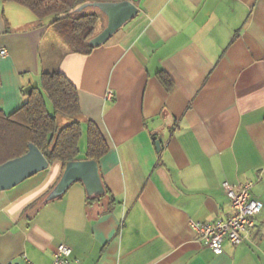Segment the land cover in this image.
Returning <instances> with one entry per match:
<instances>
[{"label": "crops", "instance_id": "crops-1", "mask_svg": "<svg viewBox=\"0 0 264 264\" xmlns=\"http://www.w3.org/2000/svg\"><path fill=\"white\" fill-rule=\"evenodd\" d=\"M132 1L138 13L85 54L53 17L0 0V110L60 70L78 88L80 159L89 120L108 145L103 193L77 180L47 199L60 160L0 190V264H51L62 242L73 264H264V0ZM89 8L96 35L108 17ZM192 177L204 183L189 188ZM225 180L250 182L262 208L240 243L215 253L190 222L232 213Z\"/></svg>", "mask_w": 264, "mask_h": 264}, {"label": "trees", "instance_id": "trees-1", "mask_svg": "<svg viewBox=\"0 0 264 264\" xmlns=\"http://www.w3.org/2000/svg\"><path fill=\"white\" fill-rule=\"evenodd\" d=\"M28 7L39 19L53 17V23L63 40L75 52L90 53L96 46L90 42L98 22L97 12L86 8L85 2L100 0H13ZM120 1V0H101ZM26 100L15 111L0 110V163L21 155L34 142L50 163L60 160L63 170L68 161L80 159L79 141L82 135L81 108L76 85L60 70L44 71L40 84L26 93ZM59 115L68 121L60 124ZM108 145L98 127L87 122V158L98 160Z\"/></svg>", "mask_w": 264, "mask_h": 264}, {"label": "water", "instance_id": "water-1", "mask_svg": "<svg viewBox=\"0 0 264 264\" xmlns=\"http://www.w3.org/2000/svg\"><path fill=\"white\" fill-rule=\"evenodd\" d=\"M88 6L98 7L108 17L107 25L90 39L94 45L104 42L125 22L134 17L139 10L132 0L85 2L78 6L77 10ZM31 89V86L27 87V91H31ZM156 145L158 148L161 147L159 139L156 140ZM49 165V160L38 145L29 142L28 150L25 153L0 163V190L16 186L28 177L47 169ZM77 180L83 181L91 195L105 191L98 160L94 158L74 159L66 163L58 182L50 191L47 199L61 195Z\"/></svg>", "mask_w": 264, "mask_h": 264}, {"label": "built area", "instance_id": "built-area-1", "mask_svg": "<svg viewBox=\"0 0 264 264\" xmlns=\"http://www.w3.org/2000/svg\"><path fill=\"white\" fill-rule=\"evenodd\" d=\"M0 53L7 54V49L1 48ZM223 186L230 199L232 213L227 218H218L211 222L202 220L190 222L197 237L209 245L215 253L223 251L222 243L226 239L234 244L240 243L257 225L256 216L262 208L261 201L250 191V182L235 185L225 180ZM72 251L73 249L68 243H60L51 264H73ZM5 264L20 263L8 262Z\"/></svg>", "mask_w": 264, "mask_h": 264}, {"label": "clouds", "instance_id": "clouds-1", "mask_svg": "<svg viewBox=\"0 0 264 264\" xmlns=\"http://www.w3.org/2000/svg\"><path fill=\"white\" fill-rule=\"evenodd\" d=\"M186 183L189 188H194L201 186L204 183V180L202 177H192L191 180Z\"/></svg>", "mask_w": 264, "mask_h": 264}, {"label": "rangeland", "instance_id": "rangeland-1", "mask_svg": "<svg viewBox=\"0 0 264 264\" xmlns=\"http://www.w3.org/2000/svg\"><path fill=\"white\" fill-rule=\"evenodd\" d=\"M89 7H90L89 9H91V10H94V9H95L96 11L99 10L98 7H96V6H89ZM65 117H66V116L59 115V120H58V121H59L60 124H64V123H62V122H63V120L65 119ZM83 139H84V137H83V138L81 137L80 142H79V145H80V146H81V143H82V142H84V143L86 144L85 139H84V140H83Z\"/></svg>", "mask_w": 264, "mask_h": 264}]
</instances>
